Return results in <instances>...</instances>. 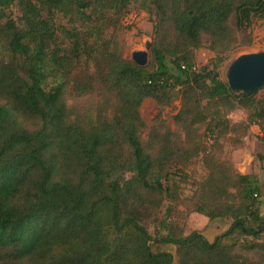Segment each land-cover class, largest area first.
I'll return each instance as SVG.
<instances>
[{"label": "trees", "instance_id": "obj_1", "mask_svg": "<svg viewBox=\"0 0 264 264\" xmlns=\"http://www.w3.org/2000/svg\"><path fill=\"white\" fill-rule=\"evenodd\" d=\"M130 10L152 24L145 68L121 56ZM254 19L264 0H0V264H264L260 183L220 155L252 125L264 144V101L218 71ZM146 99L179 102L176 131ZM190 213L230 225L184 235Z\"/></svg>", "mask_w": 264, "mask_h": 264}, {"label": "rangeland", "instance_id": "obj_2", "mask_svg": "<svg viewBox=\"0 0 264 264\" xmlns=\"http://www.w3.org/2000/svg\"><path fill=\"white\" fill-rule=\"evenodd\" d=\"M14 16H17V13L14 12ZM122 24L124 30L120 32L119 35L122 42L121 56L131 62L132 53L143 50L144 43L146 41H152V24L148 20L147 14L139 10H130V12L122 19ZM251 35L253 37L251 46L238 47L235 51L229 54L226 61L219 67V76L222 81L226 82L228 66L235 58L243 54L264 52V20H253ZM205 42L206 40L204 39V44ZM213 57L214 54L205 47L198 49L195 53L196 68L207 66ZM149 60L150 55L148 58V64ZM254 98L256 100L261 99L264 101V87L257 92ZM146 100L143 101L139 110L140 116L146 125L151 126L153 119L159 114L165 129H171L172 132L176 131L172 117L179 109V102L176 100L170 107L159 109L153 100ZM228 117L232 122H241L246 119L247 111L244 109H237L230 112ZM257 127L258 135L252 134L249 129L248 135L243 139V143L239 146L233 145L230 142V136H228V139L222 143L220 155L222 158L229 159L232 162L235 171L239 174H253L257 177L263 193V196L260 199V211L264 216V171H262L259 162L255 158L256 154L264 155V144L260 141L262 132L258 125ZM146 133L147 132H144L142 135L143 140L145 139ZM208 144H210V142H208ZM236 163L240 164L239 168L244 166V170L238 169ZM190 172L195 179H200L204 174L201 166L197 163L191 167ZM190 193V186H187L185 194ZM229 225L230 221L219 219L210 221L202 215L190 213L185 221L183 234L187 235L192 231H199L207 241L211 242L216 236L221 235ZM161 250L174 254V249L170 246L161 247ZM174 264L176 263L174 262Z\"/></svg>", "mask_w": 264, "mask_h": 264}, {"label": "water", "instance_id": "obj_3", "mask_svg": "<svg viewBox=\"0 0 264 264\" xmlns=\"http://www.w3.org/2000/svg\"><path fill=\"white\" fill-rule=\"evenodd\" d=\"M151 42L144 43V49L131 55V63L140 68L148 64ZM226 83L234 95L248 96L264 87V52L243 54L228 66Z\"/></svg>", "mask_w": 264, "mask_h": 264}, {"label": "crops", "instance_id": "obj_4", "mask_svg": "<svg viewBox=\"0 0 264 264\" xmlns=\"http://www.w3.org/2000/svg\"><path fill=\"white\" fill-rule=\"evenodd\" d=\"M210 54V53H209ZM211 55V54H210ZM150 99H147L146 101H149ZM257 129H258V127H257V125L256 126H252L251 127V129H250V131H251V133L252 134H254V135H258V132H257ZM170 131H171V129H169ZM172 132V131H171ZM236 165H237V168L238 169H242V170H244V166H242V168H239L240 167V164L239 163H236Z\"/></svg>", "mask_w": 264, "mask_h": 264}]
</instances>
